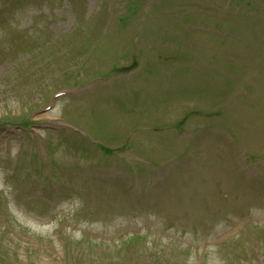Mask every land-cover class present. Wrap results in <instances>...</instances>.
I'll use <instances>...</instances> for the list:
<instances>
[{
  "label": "rangeland",
  "instance_id": "obj_1",
  "mask_svg": "<svg viewBox=\"0 0 264 264\" xmlns=\"http://www.w3.org/2000/svg\"><path fill=\"white\" fill-rule=\"evenodd\" d=\"M0 264H264V0H0Z\"/></svg>",
  "mask_w": 264,
  "mask_h": 264
},
{
  "label": "trees",
  "instance_id": "obj_2",
  "mask_svg": "<svg viewBox=\"0 0 264 264\" xmlns=\"http://www.w3.org/2000/svg\"><path fill=\"white\" fill-rule=\"evenodd\" d=\"M105 149H106V148L104 147V148H103V151H105Z\"/></svg>",
  "mask_w": 264,
  "mask_h": 264
}]
</instances>
